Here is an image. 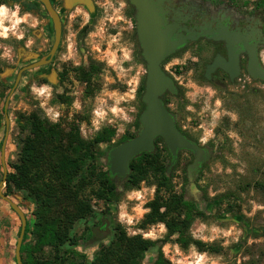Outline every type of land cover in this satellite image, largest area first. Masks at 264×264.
I'll return each mask as SVG.
<instances>
[{
    "label": "rangeland",
    "instance_id": "rangeland-1",
    "mask_svg": "<svg viewBox=\"0 0 264 264\" xmlns=\"http://www.w3.org/2000/svg\"><path fill=\"white\" fill-rule=\"evenodd\" d=\"M103 1L101 13L90 21L87 32L81 33L87 14L71 13L54 68L37 71L38 74L51 71V75L24 78L22 87L10 98L4 146L7 174L13 171L11 165L18 159L20 139L25 135L17 118L19 114L27 115L40 109L50 122L59 123L66 130L70 125L77 126L85 139H92L103 128L113 129L111 142L97 147L105 153L98 158L101 170L107 168L108 149L120 139L137 133L134 126L138 113L136 92L144 79L145 66L136 57L139 47L133 34V22L124 12L123 0ZM254 2L236 0L235 4L245 9ZM4 20L0 16V25ZM1 32L0 93L7 90L12 79L8 75L9 67L13 65L16 52L12 47L14 36L5 38L9 31L4 28ZM162 67L164 71H167L165 67L168 69L173 79L185 83L179 97L166 96L171 112L190 135L210 148V159L192 181L186 171L190 162L187 154L180 153L179 164L174 165L169 174L166 171L174 191L182 193L185 202L192 203L203 213L193 220L189 232L204 243L206 249L199 250L195 245L184 248L173 238L161 242L166 232L164 224H149L146 218L150 211L148 205L156 194V184L150 178L132 189H125L126 179L114 180L119 192L115 203L91 198L92 213L77 219L69 230L76 245L65 244L60 253L73 249L77 254L69 253L68 262L90 264L99 249L115 239L116 228L120 227L128 236L140 235L158 241L144 252L141 264H152L159 252L170 264H264V92L239 91L230 86L205 89L195 75L198 67L180 54L170 57ZM3 129L1 125L0 138ZM158 147L162 149L161 144ZM168 164L165 161L166 169ZM4 189L5 186L2 191ZM7 195L22 205L26 227L32 230L33 203L22 202L21 192ZM14 195L21 197L19 202ZM15 215L17 237L20 219ZM34 242L30 234L31 248ZM32 250L38 258L50 259L54 254L48 247L43 251Z\"/></svg>",
    "mask_w": 264,
    "mask_h": 264
},
{
    "label": "trees",
    "instance_id": "trees-1",
    "mask_svg": "<svg viewBox=\"0 0 264 264\" xmlns=\"http://www.w3.org/2000/svg\"><path fill=\"white\" fill-rule=\"evenodd\" d=\"M254 4L264 9V0H255ZM136 57L145 66L140 49ZM143 90L144 79L136 92L138 113L134 120L135 133L140 128L138 116L144 108L141 101ZM161 98L170 111L168 99L165 96ZM17 118L21 121V130L25 135L20 139L18 159L11 165L13 171L7 174L4 192H21V201H31L34 205L31 212L34 227L32 230L28 227L25 229L21 244V254H25L22 261L24 264H82L68 262L69 253L77 254L73 249L65 250L62 254L60 250L65 244L76 245L77 241L69 236V230L77 219L92 213L91 198L107 203L119 200L117 183L110 178L108 168L99 169L101 164L98 158L104 157L105 153L97 149L99 145L111 142L114 130L103 128L92 139H85L77 126L70 125L66 130L59 123L50 122L40 109L27 115L19 114ZM133 136L134 133L116 144ZM159 144L162 149L158 147ZM155 146V152H143L131 160L130 173L123 182L125 189L136 188L143 180L151 178L156 184V194L148 205L150 211L146 218L149 224H164L166 232L161 242L173 238L174 242L184 248L195 245L199 250H205L206 245L194 239L189 232L193 220L202 217L203 213L192 203L185 202L182 193L174 191L165 166V161H170V154L160 137L156 138ZM178 164L179 159L175 166ZM1 168L0 162V171ZM30 234L35 239L32 248L29 243ZM157 242L140 235L128 236L118 227L115 239L109 245L102 246L90 264H141L144 252ZM45 247L54 252L52 258L33 255L32 249L43 251ZM152 264L170 263L159 252Z\"/></svg>",
    "mask_w": 264,
    "mask_h": 264
},
{
    "label": "flooded vegetation",
    "instance_id": "flooded-vegetation-1",
    "mask_svg": "<svg viewBox=\"0 0 264 264\" xmlns=\"http://www.w3.org/2000/svg\"><path fill=\"white\" fill-rule=\"evenodd\" d=\"M47 1L60 22V38L52 56L49 53L54 44L55 28L54 21L45 4L41 0H0V6H4L9 12L16 11V17L20 21L15 27H12L9 21L5 19L2 23L8 25H0V35L4 28L9 31L5 34V38L14 36L15 41L12 47L16 51L13 65L9 67L11 72L8 75L12 79L7 90L0 93V114L2 115L0 126H4L3 136L0 138L1 145L6 131L5 111L7 113L10 98L17 89L22 87L24 78L41 74L51 75V71L47 73L40 71L39 74L37 71L54 68L66 35L67 19L70 18L71 13L78 11L79 14L77 15L79 16L87 14V19L81 27V33L87 32L88 26L91 24L90 21L101 13L105 3L103 0H84L85 2H72V4H68L65 0ZM123 3L124 12L133 22V34L139 47L135 32V9L128 0H123ZM235 3L234 0H162L163 8L169 13L166 19L170 23L177 24L174 36L181 34L185 37V43L167 57L162 65L170 57L180 54L198 67L195 75L205 89L219 90L230 86L239 91L264 92V78L259 76L260 73H264V9L255 6V4L242 9ZM13 8L14 10H12ZM70 25L72 27V24ZM217 57L229 70L217 65L207 73V66L212 64ZM43 58L48 62L24 69L16 83L17 75L22 68ZM165 70H167L165 71L166 74L170 76L166 67ZM43 76L42 78L46 77ZM170 77L172 78V76ZM173 81L177 92L170 94L176 98L181 95L185 83L178 79H173ZM168 93L164 92L161 96L166 97L169 95ZM175 123L187 138L206 147L210 152L208 145L200 144L197 138L190 135L176 116ZM180 153L190 157L188 165L193 162V154L181 151L178 157Z\"/></svg>",
    "mask_w": 264,
    "mask_h": 264
},
{
    "label": "water",
    "instance_id": "water-1",
    "mask_svg": "<svg viewBox=\"0 0 264 264\" xmlns=\"http://www.w3.org/2000/svg\"><path fill=\"white\" fill-rule=\"evenodd\" d=\"M54 21L55 39L49 53L52 56L60 38V22L57 14L52 10L47 0H41ZM68 4L85 2L84 0H65ZM134 7L135 32L139 44L140 55L145 63L144 90L141 101L144 108L138 116L140 128L132 138L111 146L106 153V165L110 178L115 181H123L130 173V162L143 152L155 151V140L160 137L169 154L170 161L167 166L169 174L175 165L179 152L187 151L193 154L194 160L187 166L188 179L192 181L201 169L203 163L210 159L211 153L206 147L198 145L195 141L187 138L176 126L175 115L167 109L161 95L164 92L174 94L177 92L173 79L166 74L162 63L172 55L176 49L185 43V37L175 35L177 24L170 23L166 16L169 14L163 8L162 0H128ZM230 37V36H229ZM228 38V37H227ZM48 62L44 58L24 69L33 68ZM222 66L229 70L217 57L214 62L207 66L209 73L215 66ZM264 78V73L259 74ZM15 83V85H16ZM14 85V87H15ZM8 100V98H7ZM7 101L5 105V110ZM6 131L0 149V161L2 165V177L0 179V198L6 201L20 219V229L16 239L14 257L16 264H24L21 256V244L26 229V217L20 206L14 202L2 189L6 183L7 169L4 161V146L8 131L9 118L5 111ZM193 183H191V186Z\"/></svg>",
    "mask_w": 264,
    "mask_h": 264
},
{
    "label": "crops",
    "instance_id": "crops-1",
    "mask_svg": "<svg viewBox=\"0 0 264 264\" xmlns=\"http://www.w3.org/2000/svg\"><path fill=\"white\" fill-rule=\"evenodd\" d=\"M13 197L18 202L21 199L19 195ZM5 202L0 198V264H16L14 249L18 237H16L17 216ZM20 206L22 207V205Z\"/></svg>",
    "mask_w": 264,
    "mask_h": 264
},
{
    "label": "clouds",
    "instance_id": "clouds-1",
    "mask_svg": "<svg viewBox=\"0 0 264 264\" xmlns=\"http://www.w3.org/2000/svg\"><path fill=\"white\" fill-rule=\"evenodd\" d=\"M0 16L4 17L5 19L11 22V26L15 27L20 21L16 19L17 12L13 11L9 15L4 6H0Z\"/></svg>",
    "mask_w": 264,
    "mask_h": 264
}]
</instances>
